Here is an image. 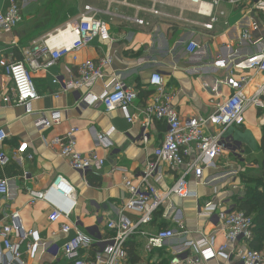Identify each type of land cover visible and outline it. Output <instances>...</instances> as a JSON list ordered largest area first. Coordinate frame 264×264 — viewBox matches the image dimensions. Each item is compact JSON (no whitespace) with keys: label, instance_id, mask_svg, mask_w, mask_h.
<instances>
[{"label":"crops","instance_id":"crops-1","mask_svg":"<svg viewBox=\"0 0 264 264\" xmlns=\"http://www.w3.org/2000/svg\"><path fill=\"white\" fill-rule=\"evenodd\" d=\"M17 1L22 20L12 30L0 32V51L4 55L0 59V128L7 134V138L0 142V151L10 159L6 165H0V179H5L8 185L7 193L0 195V225L8 213L18 211L24 227L35 230L40 238L36 251L25 254L26 264H66L56 252V246L59 247L72 232L69 235L61 233L60 224H74L95 241L102 236L104 225L96 226L95 219L101 216L116 217L122 211L128 197L124 180L130 179L134 185L139 183L144 161L152 156L154 147L162 139L164 126L154 122L148 142L142 144L139 127L129 123L118 108L105 111L99 104L87 108L77 106L83 91L61 92L60 84L53 83V79H70L76 75L79 63L96 60L101 53H108L112 56V69L121 73L127 83L140 91H149L147 83L150 74L159 72L165 88L180 93L177 109L182 119L208 116L216 104L227 99L239 87L243 86L247 94H252L264 82L263 72L231 68L232 59L258 50L250 42L240 40L242 27L250 21L249 8L253 0H242L235 6L226 0H220L215 12L222 11L223 14L211 30L201 26L207 18L168 4H159L157 8L171 18L143 12L139 16L146 22L138 25L123 18L135 15L134 9L126 5L124 0H116L111 4L88 0L84 6L91 5L101 10L102 13L98 16L108 22L115 41L109 43L95 40L87 47L67 53L50 67L30 69L39 94V98L31 103L33 111L30 114L22 106L7 105L2 101V96L11 90L4 65L6 59L26 61L28 53L39 45L47 32L32 40L26 36L51 0ZM126 2L147 5L143 0ZM8 4V0H0V11H6ZM81 7L78 5V13L73 18L82 12L84 7ZM106 9L109 14L105 13ZM64 23L54 26L52 30ZM191 42L199 45L193 52L188 51ZM261 47H264V40ZM42 61L40 60L41 63ZM244 76L249 77L246 83L241 80ZM92 90L96 94L100 93L101 83H97ZM56 92L60 93L54 97ZM51 110L61 112L60 122L45 130L37 129L34 121L39 114L48 116ZM131 112L136 116L138 111L133 107ZM244 117L242 125L230 127L224 132L230 144L218 158L217 167L204 172L202 183L193 175L189 177L190 188L197 192V199L173 197L155 214L152 223L143 226L141 230L156 232L172 224L170 219L174 217L175 221H183L190 230L186 238L207 236L215 249L224 243L221 225L217 221L199 217L196 205L198 201L205 202L213 196L220 207H233L236 202L234 196L240 194L242 187V173L248 175L249 172L252 176L262 165L264 108L250 105L245 110ZM71 127L77 128V151H95L105 159L102 170L81 174L72 170L66 159L58 155L59 146L52 143ZM111 127L113 131L109 139L112 146L104 148L99 145L97 134L109 131ZM211 130L212 127H205L203 133L207 134ZM19 148L23 152H17ZM28 155H32V158H28ZM177 172L163 165L164 178L159 183L160 188L164 189L173 183ZM56 175H62L74 187L75 203L52 190L44 199L31 203V195L47 190ZM55 205L65 210L72 208L68 219L62 217L55 223L48 221L47 216ZM131 216L134 217L133 214ZM132 240L143 262H146L145 256L152 250L154 253L150 254V262L156 260L159 251L167 255L183 249L182 239L166 242L164 249H148L142 235L135 234ZM249 242H241L240 246L251 248ZM169 246L172 251L167 252L165 248ZM97 248L99 244L93 242L90 248L82 250V254L90 256L93 249ZM47 252L56 257L53 259ZM222 262L223 259L217 258L209 264Z\"/></svg>","mask_w":264,"mask_h":264},{"label":"built area","instance_id":"built-area-1","mask_svg":"<svg viewBox=\"0 0 264 264\" xmlns=\"http://www.w3.org/2000/svg\"><path fill=\"white\" fill-rule=\"evenodd\" d=\"M6 11H0V32L10 31L22 20L17 0H8ZM106 1L108 4L116 0ZM124 3L133 8L135 15L123 16L125 20L138 25L145 24L139 16L147 12L155 16L170 17L160 11L159 4H168L186 9L207 18L201 23L205 29L211 30L219 21L222 11L215 7L220 0H143L147 5H133ZM181 1V3H180ZM235 6L242 0H226ZM184 4H183V3ZM187 5V6H186ZM101 10L91 5H85L79 15L62 26L47 32L32 52L28 53L26 61H5L4 71L11 82V90L2 96L5 104L22 106L27 114L32 113L31 103L39 98L30 69L50 67L67 53L91 45L95 40L112 43V35L108 22L98 16ZM109 14L108 9L105 11ZM250 21L242 27L240 40L250 42L258 48L256 52L242 55L232 59L231 68L242 71L257 70L264 73V0H253L249 8ZM171 18V17H170ZM64 37H67L65 39ZM199 45L191 42L189 52L195 51ZM4 58L0 51V59ZM40 60H43L42 63ZM112 56L101 53L96 60H86L77 66V73L70 79L55 77L53 83L60 84L61 92H81L77 106L90 107L102 105L105 111L118 108L131 124H136L140 129V143L145 144L150 138V128L154 122L164 126L162 139L154 147L152 156L144 161L138 184H132L125 178L124 185L128 197L122 211L116 216H101L95 219L96 226L104 225L103 235L96 241L91 235L86 234L78 226L67 222L60 224V232L72 235L67 238L56 252L67 260V264H129L127 242L135 234L145 238L148 249H164L165 243L174 239H182L183 249L173 251L169 264H209L217 258L223 259L221 264H264V255L250 247L242 248L241 242H249L253 236V219L244 211L231 207H220L213 196L205 202H197V215L201 218L217 221L222 227L224 243L216 249L212 240L204 235L198 239H188L190 230L183 221L171 217L172 224L160 228L156 232L148 233L141 230L145 225H150L155 214L171 201L173 197L179 199H197V192L190 188L191 175L202 183V177L208 169L217 167L218 158L223 154L230 140L224 132L233 126H240L244 122L245 110L250 106L264 108V82L252 93L247 94L243 86L239 87L227 99L216 104L213 112L208 116H193L182 119L177 109L179 91H168L159 72L150 74L147 89L151 92L147 99H140L139 91L127 83L122 74L112 69ZM242 83L249 81V77H242ZM101 83L102 90L96 94L93 87ZM60 92L54 93L57 97ZM139 105L136 106V103ZM138 111L135 116L131 109ZM61 120L59 110H51L48 116L39 114L34 121L39 130L48 129ZM212 127L207 134L203 128ZM113 127L109 131L98 133L99 145L110 148L109 139ZM77 128L71 127L52 144L59 146L58 155L68 162L72 170L85 174L89 171L102 170L105 159L99 157L95 151L79 152L76 149ZM7 138L3 128H0V142ZM17 152H23L18 149ZM15 156V155H14ZM32 158V155H28ZM9 157L0 151V165H6ZM163 165L172 170H177V178L166 188L161 189L159 183L164 178ZM52 190L59 196L75 203V189L62 175H56L49 188L37 191L31 195L30 202L44 199ZM8 191L7 181L0 179V195ZM72 208L65 210L60 206H52L47 218L55 223L62 217L68 219ZM129 211L133 213L127 214ZM40 238L33 229H26L18 211H12L4 217L0 225V264H26V253L35 252ZM99 244L93 249L90 256L83 255L84 248H90L92 243ZM167 252L172 247L165 248ZM194 252V253H192Z\"/></svg>","mask_w":264,"mask_h":264},{"label":"trees","instance_id":"trees-1","mask_svg":"<svg viewBox=\"0 0 264 264\" xmlns=\"http://www.w3.org/2000/svg\"><path fill=\"white\" fill-rule=\"evenodd\" d=\"M45 10L39 14L38 19L30 27V32L26 38L30 40L41 36L43 33L52 30L54 26L64 23L69 17H73L78 13L77 3L68 4V0H51L44 8ZM17 61L20 59H16ZM141 99H147L151 94L150 91H140ZM261 150L263 153V162L256 173L242 176L246 181L244 195L234 196V208L242 210L245 214L250 215L253 219V236L250 240L252 249L262 252L264 251V131L261 137ZM248 180V181H247ZM128 261L130 264H169L171 255L168 253L154 262H143L140 252L135 247V242L129 240L127 242ZM163 253V252H162ZM164 254V253H163ZM142 261V262H140Z\"/></svg>","mask_w":264,"mask_h":264},{"label":"rangeland","instance_id":"rangeland-1","mask_svg":"<svg viewBox=\"0 0 264 264\" xmlns=\"http://www.w3.org/2000/svg\"><path fill=\"white\" fill-rule=\"evenodd\" d=\"M87 2H88V0H79V1H78V0H68V4H74V3H77V7H78V5L84 7V4H86ZM82 7H81V9H82ZM73 17H74V16H73ZM73 17H70L69 20L73 19ZM232 22H233V21H231V23H232ZM247 73H248V72H247ZM244 118H245V117H244ZM255 173H256V172H255ZM242 174L244 175L245 173H242ZM240 180H241V184H242V187H241V189H240V194H241V195H244L246 181H245V179L242 178V176H241V179H240ZM247 181H248V180H247ZM183 209H184V207H183ZM185 209H191V208H185ZM126 213H127V214H133V213H131V212H129V211H127ZM209 227H210V226H208L207 229H209ZM152 253H154L153 250H152L151 252L148 253V256H145V257L147 258V260H148V261H147V260H146V261L149 262V263H150V261H151L150 254H152ZM262 253H263V255H264V252H263V251H262ZM47 254H48L50 257H52L53 259L56 257V256L54 257L52 254H49L48 252H47ZM143 255H146V254L143 253ZM60 256H61V255H60ZM163 256H164V254H163L162 252L159 251V253H157V257H158L159 259L156 257V254H155L156 260H154V261H157V259L160 260V258L163 257ZM155 257H154V258H155ZM62 259L65 261L66 264L68 263L67 260H66L64 257H63ZM161 259H162V258H161ZM24 260L27 262L26 257H24Z\"/></svg>","mask_w":264,"mask_h":264},{"label":"bare ground","instance_id":"bare-ground-1","mask_svg":"<svg viewBox=\"0 0 264 264\" xmlns=\"http://www.w3.org/2000/svg\"><path fill=\"white\" fill-rule=\"evenodd\" d=\"M65 39H67V37H64Z\"/></svg>","mask_w":264,"mask_h":264}]
</instances>
